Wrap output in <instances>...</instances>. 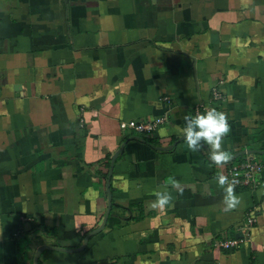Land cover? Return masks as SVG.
Wrapping results in <instances>:
<instances>
[{
  "label": "crops",
  "instance_id": "0c3cea01",
  "mask_svg": "<svg viewBox=\"0 0 264 264\" xmlns=\"http://www.w3.org/2000/svg\"><path fill=\"white\" fill-rule=\"evenodd\" d=\"M214 88L219 165L182 135ZM163 116L148 137L120 126ZM249 154L264 0H0V264H264V171L231 209L216 180Z\"/></svg>",
  "mask_w": 264,
  "mask_h": 264
},
{
  "label": "clouds",
  "instance_id": "9594fccd",
  "mask_svg": "<svg viewBox=\"0 0 264 264\" xmlns=\"http://www.w3.org/2000/svg\"><path fill=\"white\" fill-rule=\"evenodd\" d=\"M229 124L226 115L223 112L212 108L196 115L185 117V125L182 129V135L187 143V147L193 151H199L207 145L210 149L209 159L219 165L230 159V154L222 148V137L229 132ZM217 183L225 193V204L228 209L234 208L239 199L234 194L235 181L229 183L228 178L219 175ZM225 185H227L225 187ZM171 200V195L167 192L157 193L156 206L163 208Z\"/></svg>",
  "mask_w": 264,
  "mask_h": 264
},
{
  "label": "built area",
  "instance_id": "2783aa9c",
  "mask_svg": "<svg viewBox=\"0 0 264 264\" xmlns=\"http://www.w3.org/2000/svg\"><path fill=\"white\" fill-rule=\"evenodd\" d=\"M224 100V93L219 88H214L212 92V100L208 105L201 104L196 110V114L202 113L206 110L215 108L216 110L221 111L220 104ZM167 120L166 116L157 117L154 119L148 120H129L122 121L120 126L122 129H130L138 132L144 137L153 135L156 131L159 124L164 123ZM264 171V158H258L255 155L249 154L244 159L237 161L236 163L230 165L227 169L225 177L228 178L229 183L235 181L234 189H240L244 187L256 186L259 183V176ZM256 221V216L254 211L250 212L245 220L242 231L246 235L247 232L251 229L254 222ZM246 238L244 237H233L220 239L217 241V245L225 249H231L241 245Z\"/></svg>",
  "mask_w": 264,
  "mask_h": 264
},
{
  "label": "water",
  "instance_id": "95a60500",
  "mask_svg": "<svg viewBox=\"0 0 264 264\" xmlns=\"http://www.w3.org/2000/svg\"><path fill=\"white\" fill-rule=\"evenodd\" d=\"M251 153H255V151H250ZM109 201L111 202V194H109ZM38 253H40L39 251H37V255H38Z\"/></svg>",
  "mask_w": 264,
  "mask_h": 264
},
{
  "label": "trees",
  "instance_id": "16d2710c",
  "mask_svg": "<svg viewBox=\"0 0 264 264\" xmlns=\"http://www.w3.org/2000/svg\"><path fill=\"white\" fill-rule=\"evenodd\" d=\"M39 264H41V261H39Z\"/></svg>",
  "mask_w": 264,
  "mask_h": 264
}]
</instances>
